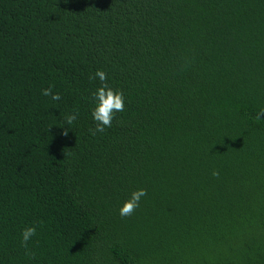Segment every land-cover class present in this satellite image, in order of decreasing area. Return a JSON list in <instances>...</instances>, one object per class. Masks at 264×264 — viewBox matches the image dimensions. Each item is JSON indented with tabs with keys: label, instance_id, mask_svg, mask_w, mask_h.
<instances>
[{
	"label": "trees",
	"instance_id": "trees-1",
	"mask_svg": "<svg viewBox=\"0 0 264 264\" xmlns=\"http://www.w3.org/2000/svg\"><path fill=\"white\" fill-rule=\"evenodd\" d=\"M261 109L264 0H0V264H264Z\"/></svg>",
	"mask_w": 264,
	"mask_h": 264
},
{
	"label": "clouds",
	"instance_id": "clouds-1",
	"mask_svg": "<svg viewBox=\"0 0 264 264\" xmlns=\"http://www.w3.org/2000/svg\"><path fill=\"white\" fill-rule=\"evenodd\" d=\"M99 79L101 86L93 93V98L96 101L95 107L92 110V117L95 122V128L90 129L92 135L97 133H103L107 128H111L112 122L116 117V113L123 112L125 108V96L122 90L113 89L107 83L108 76L103 70H97L94 76H90V80ZM53 87L49 86L42 90V95L46 97H51L53 101H59L61 95L53 93ZM78 118V111H73L72 113L64 117V122L68 125L73 124ZM264 118V109H261L257 115L256 119L260 120ZM64 128L62 135L67 136L70 130L67 127ZM213 176L218 177L219 173L213 171ZM147 192L145 189H138L131 193V196L124 202L122 207L119 209V215L121 217L131 216L140 205L141 198L146 196ZM36 227L30 226L26 227L22 233L21 246L25 249V255L34 258L35 253L32 252L28 247V242L36 235Z\"/></svg>",
	"mask_w": 264,
	"mask_h": 264
}]
</instances>
